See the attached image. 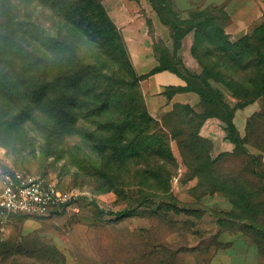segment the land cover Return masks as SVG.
Masks as SVG:
<instances>
[{
    "label": "rangeland",
    "instance_id": "rangeland-1",
    "mask_svg": "<svg viewBox=\"0 0 264 264\" xmlns=\"http://www.w3.org/2000/svg\"><path fill=\"white\" fill-rule=\"evenodd\" d=\"M97 1L104 4V0ZM136 2L142 4L140 10L146 32L152 37V48L157 54L163 53L167 63L174 68L167 70L182 79L189 73L200 74L204 70H230L239 74L232 63L219 64L212 69L207 65L209 61L198 59L195 50L205 36L197 32V25L193 28L191 25L208 21L211 39L206 41L214 47L220 28L230 40H236L244 33L252 32L264 19V0ZM62 12L57 15V10L47 4H32L22 10L24 15L33 13L32 18L43 30L51 33L62 30L66 34L65 30L69 28L65 11ZM107 12L122 34L130 62L93 44L84 43L82 51L86 60L97 66L100 78L105 79L106 89L112 87L120 95L121 101L111 105V113H107L106 118L88 115L87 111H99L104 102L99 86H88L94 89H90L91 96L82 103L65 102L66 115L63 106L58 111V106L63 104L60 98L53 104L36 98L29 100L28 96H35L34 89L38 90V86H0V171L9 168L44 176L62 188L78 192L80 196L78 210L66 208L44 214L0 211V243L11 252L6 259L0 257V264H156L139 257L144 242L170 244L157 249L145 246L147 252L161 253V264H166L168 258L174 260V264H211L221 255L231 264H264L263 231L246 230L240 221V217L245 215L263 218L264 222V176L246 172L247 167L264 170L263 150L247 143L254 158L245 153L226 155L213 174L204 172L200 178L193 177L190 167L200 159L195 160L192 149H181L179 141L171 139V134L158 133V138L165 141L162 157L149 156L148 152L130 157L138 143L137 138L141 136H138L139 131L146 134L153 129H145L146 124L140 122V118L133 122L136 125L121 128L131 121L127 113L134 102L130 101V96L141 92L148 110L159 117L165 111L158 113V110L170 98L167 93L170 86L159 96L150 95L148 76H140L135 67L132 44L108 9ZM173 23L178 27L175 28ZM182 31L185 35L179 39ZM76 36L81 38L79 33ZM211 56L214 58L215 54ZM11 57L0 59L1 80H9L20 69L18 57ZM21 78L20 71L16 78L18 85H22ZM219 84L225 91V100L232 106L238 101L233 89L253 92L257 87L240 83L237 85L242 86ZM66 93L71 94L70 91ZM98 93L100 97L96 95ZM254 95L251 93L249 96L248 93L249 99L248 96L242 99L243 104L236 108L234 114L243 136L246 135L249 116L261 108L260 100L250 101ZM173 107L174 104L166 111ZM197 110L201 108L197 107ZM213 117H208L203 124ZM108 121L116 128H107ZM169 121L172 126L178 125L172 117ZM190 128L194 129L193 126ZM223 137L230 141L224 121L217 126L214 138L209 137L206 150L209 149L212 158L234 151L233 142L230 147L219 144ZM113 144H118L121 149L119 160L112 155ZM170 147L175 156L174 164L169 163L165 151ZM171 171L173 177L170 180L168 173ZM226 176L231 178V182L220 181ZM217 182L228 187L231 195H225V190L214 189L213 184ZM260 184H263V190L254 187ZM237 189L246 193L244 200H233L239 193H236ZM145 192L157 196L144 199ZM123 209L128 210L126 216L119 214ZM232 214L235 218L230 219L228 215ZM221 215L225 218L219 224ZM16 250L21 251V262L12 263L15 256L12 252Z\"/></svg>",
    "mask_w": 264,
    "mask_h": 264
},
{
    "label": "trees",
    "instance_id": "trees-1",
    "mask_svg": "<svg viewBox=\"0 0 264 264\" xmlns=\"http://www.w3.org/2000/svg\"><path fill=\"white\" fill-rule=\"evenodd\" d=\"M32 4H47L51 8L56 9V14L59 16L63 13L62 10H64L66 26L69 28L65 30L66 34L62 30L57 33L47 32L46 29L43 30L36 23V20L32 18L33 13L24 15L22 10ZM173 25L175 28L178 27L175 23ZM196 25L198 26L197 32L205 36L197 45V50H195L198 52V59L202 62L209 61L212 65L208 62L207 65L211 66L212 69L219 64L228 65L232 63L235 66L234 69L239 71V74L230 70L224 72L218 69L211 71L204 70L200 74L189 73V76H183L186 83L170 86V90L167 92L168 95L171 96L178 91L192 90L199 94L200 102L196 105L176 102L171 110L163 112L159 117L151 114L147 108L143 94L137 92L136 96H130L129 98L130 101L134 102L128 108L127 113L128 117H131V121L127 122V124L125 123L121 128H128L134 124L133 122L137 120L136 118H140V122L146 124L145 129L153 128L146 134L142 133L143 130L139 131L138 136H141L137 138L138 143L136 146L134 145L130 157H138L146 152H148L149 156L162 157L165 141L158 138V133L171 134V139L179 141L181 149L184 150L186 147L192 149L195 153V160L200 159V161L197 160L195 164L191 163L190 165L194 173L193 177L200 178L204 172L213 174L217 164L221 160L224 161V156L226 155L245 153L249 157L254 158V155L250 153L246 146L247 143L258 147L264 152V19L252 32L244 33L236 40H230L229 36L224 35L223 29L221 30L220 28V34L214 40V47H211V44L206 41L211 39L208 21L193 24L191 27L193 28ZM76 33L81 35L80 39H77ZM183 35L185 34L182 31L179 39ZM202 42L203 45L201 46ZM84 43L93 44L100 50L104 49L130 62L122 34L119 32L102 2L97 0H0V59L7 56L12 59L11 56H15L18 57V65L20 64L18 66V69H20L10 79L8 78L9 80L0 79V86H38V90L34 89L35 96H28L29 100H35L34 98H36L37 100L41 99L53 104L54 100L60 98L63 104L58 106V111L63 106L64 115L67 113L64 105L65 102L82 103L89 98V95L91 96L89 94L90 89H94L92 87L88 88V86H99L98 91L103 96L104 102L99 111L90 109H87V111H89L88 115L106 118V114L111 113V105L118 104L120 95L112 87L111 89H106L105 86L107 85L104 84L105 79L100 78V74L97 73V66L93 62L86 60L83 55ZM212 54H215L214 58L211 56ZM159 56L160 63L157 66L149 72L139 75L149 76L156 71L168 68L174 69L171 64L167 63L163 53H160ZM20 71L22 72V85L16 83V78ZM245 71H248V73L244 74L243 72ZM97 77L98 80L96 81ZM219 83L224 86H242L237 85L240 83L245 86L257 87L253 92H250L251 90L236 91L233 89V95L237 97L238 101L232 106L231 102L225 100V91L220 87ZM167 90L168 87L165 92ZM67 91H70L71 94L68 95ZM99 93L96 95L100 97ZM248 93L249 96H251V93H255L250 101L260 100L261 108L249 116L246 123V135L243 136L234 120V114L236 108L243 104L242 99H246ZM131 106L134 108H131ZM197 107H200L201 110L198 111ZM113 115L117 118L115 114ZM210 116H216L225 122L228 137L235 144L234 151L231 153H220L212 158L208 152L209 149L206 150L209 147L210 139L200 134V127ZM170 117L178 121V125L172 126L169 121ZM106 123H108L106 125L107 128H112L113 126L116 128V125L110 124L109 121ZM190 126H193L194 129L191 130ZM196 126L197 128H195ZM166 137H169V135H166ZM112 148V155H115V159L119 160L122 156L119 145L113 144ZM165 151L169 163L174 164L175 156L172 148H167ZM6 170L10 169L6 168ZM246 170L247 173L252 175L264 176V170H255L254 167H247ZM172 177L173 171L168 173L170 180ZM220 181L223 183L231 182V178L226 176L225 179L223 177V180ZM199 182L201 183V181ZM213 185L214 189L225 190V195H231L228 187L220 186L219 182ZM254 187L263 190V184L258 185V187L255 185ZM259 190H251V192H260ZM236 193L237 198L233 199L234 201H237L238 198H241L240 201L245 199L246 193L242 190L237 189ZM156 196V194L150 192L143 194L144 199L155 198ZM239 204L243 206L241 202ZM237 207H239L238 203ZM119 214L126 216L128 210H120ZM234 215H228V217L230 219L235 218ZM224 218L225 216L221 215L218 223L222 224ZM240 221L245 229H260L264 235L263 218L244 215L243 218L240 217ZM1 245L3 243H0V257L6 259L8 255H11V252L4 245L3 247ZM168 245L170 244L154 245L144 242V249L140 252L139 257L146 261L161 264V253L147 252V248L152 247L157 249L163 246L168 247ZM171 247L169 248L171 249ZM12 254L15 255L14 259H11L12 263L15 261L21 262V259H19V256H22L21 251L16 250ZM173 261L168 258L166 264H174L172 263Z\"/></svg>",
    "mask_w": 264,
    "mask_h": 264
},
{
    "label": "crops",
    "instance_id": "crops-1",
    "mask_svg": "<svg viewBox=\"0 0 264 264\" xmlns=\"http://www.w3.org/2000/svg\"><path fill=\"white\" fill-rule=\"evenodd\" d=\"M103 2L112 17L123 28L126 37L134 48L132 55L138 73L149 72L160 63V56L152 48V37L146 32L145 19L140 10L142 4L136 2V0H104ZM148 82L150 95L155 96L163 94L167 86L185 84L181 77L167 69L150 74ZM176 102L196 105L200 102V96L195 91H178L170 96L167 102L158 110V113L166 111ZM221 122L222 120L218 117L209 118L200 129V134L208 138H214L217 126ZM230 141H225L223 137L219 144L223 147H230L232 145ZM211 264H231V261L226 260L225 256L221 255L214 258Z\"/></svg>",
    "mask_w": 264,
    "mask_h": 264
},
{
    "label": "built area",
    "instance_id": "built-area-1",
    "mask_svg": "<svg viewBox=\"0 0 264 264\" xmlns=\"http://www.w3.org/2000/svg\"><path fill=\"white\" fill-rule=\"evenodd\" d=\"M0 211L29 214L78 210L79 193L65 189L44 176L20 171H0Z\"/></svg>",
    "mask_w": 264,
    "mask_h": 264
}]
</instances>
